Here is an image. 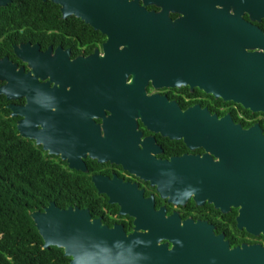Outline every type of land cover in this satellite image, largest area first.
Returning <instances> with one entry per match:
<instances>
[{
    "label": "flooded vegetation",
    "instance_id": "flooded-vegetation-1",
    "mask_svg": "<svg viewBox=\"0 0 264 264\" xmlns=\"http://www.w3.org/2000/svg\"><path fill=\"white\" fill-rule=\"evenodd\" d=\"M39 1L44 8L38 15L64 23L74 18L62 19L58 5ZM83 1L97 13L91 14L94 24L81 21L82 39L68 35L63 25H0V60L11 68L2 73L1 96L16 97L6 100L5 109L17 135L43 159L80 178L79 201L68 208L88 212L108 229L120 227L129 239L123 263L263 264L264 185H249L247 178L264 173V112L217 99L195 86V79L209 70L200 64V48L223 43L258 52V46L247 47L252 34L263 37L264 19L253 20L243 0ZM128 5L138 11L122 7ZM104 6L123 19L148 16L158 29L140 35L108 25L115 33H104L95 25ZM142 47L145 55L159 58H143ZM157 59L160 76L142 75ZM48 82L47 91L41 89ZM31 87L48 104L36 113L25 108ZM169 104L179 114H202L207 121L198 119L186 137L175 140L152 131L136 112L141 108L153 120ZM9 105L18 108L14 116ZM213 117H227L224 130L238 127L255 139L256 151L226 153L212 140ZM179 126L189 123L181 119ZM68 160H79L83 169H70Z\"/></svg>",
    "mask_w": 264,
    "mask_h": 264
},
{
    "label": "water",
    "instance_id": "water-1",
    "mask_svg": "<svg viewBox=\"0 0 264 264\" xmlns=\"http://www.w3.org/2000/svg\"><path fill=\"white\" fill-rule=\"evenodd\" d=\"M42 1H49L58 5L62 19H67L73 16L82 22H91L92 24H94V20L96 19V17L91 14H96L97 11L95 10V13L85 5L86 3L90 4V1ZM243 2L244 4H247L253 20L256 18L264 19V0H243ZM9 3L10 0H0V7H5ZM122 7H129L130 12L138 11V8L134 6L128 5ZM104 12L106 13L104 14ZM97 16L100 18L101 22L95 23L96 27L107 34L115 33L114 30L106 27L108 25L125 26L124 28L129 31V33H137L140 35H145L148 29H158L157 24L146 18L148 16L131 15L128 18L123 19L118 17L114 8L106 11V6H104L102 14L99 12ZM123 20H125V22H123ZM248 30L249 33H252L250 28H248ZM126 42V49L131 51V41ZM251 42L252 43L249 44L247 48L255 49L258 46L260 48L258 52H246L243 49L237 50L233 47L224 48L222 47L223 43L214 44L210 50L200 48V64H203L209 70L206 71V75L200 76V79H195V86H198L206 93H211L215 98L221 99L224 102H233L252 112H264V35L263 37L258 35L256 38V36L252 34ZM24 46L27 47L29 45ZM24 46L23 48H25ZM33 49L34 47H32L30 51ZM14 50L20 57V50L18 48H14ZM146 51L147 49L144 47L140 48L141 56L143 58H159L158 55H145ZM5 61V59L0 60V81L3 79L2 73H4L6 68L11 72L10 66L7 65L5 67ZM29 65L33 67L35 66L30 59ZM144 68L146 69L141 72L142 75L160 76L161 64L159 59H157L155 63L146 65ZM200 74H202L201 71ZM16 75H21V71L16 73ZM24 79L30 80L29 75L25 74ZM30 81L35 85L36 79H31ZM49 83L50 82L46 83L41 89L47 91ZM32 87L28 91V104L25 108L28 110L34 109L36 113L39 111L37 107L47 106L48 104L41 102L42 96L35 93ZM3 94L5 93L3 89L0 88V95ZM15 98L14 95L6 96L7 101H12ZM56 106L59 105L56 104ZM8 109L12 111L11 116H14L15 111L18 108L9 105ZM164 109H166V112H164L162 117L158 114V117L153 120L147 116L148 112H142L141 108L136 112H140L144 116V120H142L154 127L155 130L152 131L159 132L162 136L175 140L186 137V134L192 130V124L196 125L198 119L199 121H207V117L202 114H200L199 117L193 112L179 114L172 104L167 105ZM52 115L53 114H49L48 116ZM179 119H183L186 123H189V127L186 129L181 128L179 126ZM227 120L229 121L227 117L220 120L214 119V117L212 118V122L215 121L212 123L214 126H212L211 129L212 140L214 143H220L226 153L230 152L237 156H240L242 153H254V151H256V140L247 137L238 127H227L226 130H224L225 127L222 126V123ZM17 129L20 132L19 124ZM20 135L21 137H26L21 133ZM188 138L191 139L192 137L189 136ZM47 148L48 145H44V149ZM229 149H231V151H229ZM67 162L70 169H83V164L79 162V160H68ZM247 181L249 185L262 186L264 185V173L250 174ZM29 217L34 224L38 235L42 239V249L47 250L49 247L61 249L64 257L70 259L69 264H126L121 260L123 258H128L129 256V239L125 237V234L120 227L108 229L98 220H92L86 211L77 208H67L63 210L57 208L52 202H50L42 212L34 211L29 213Z\"/></svg>",
    "mask_w": 264,
    "mask_h": 264
},
{
    "label": "trees",
    "instance_id": "trees-1",
    "mask_svg": "<svg viewBox=\"0 0 264 264\" xmlns=\"http://www.w3.org/2000/svg\"><path fill=\"white\" fill-rule=\"evenodd\" d=\"M39 0H12L0 8V25H63L68 35L83 38V23L36 11L44 8ZM43 6V7H42ZM0 95V264H69L56 247L42 249L29 213L42 211L50 202L66 209L79 201L78 177L63 172L42 158L35 147L17 135Z\"/></svg>",
    "mask_w": 264,
    "mask_h": 264
}]
</instances>
